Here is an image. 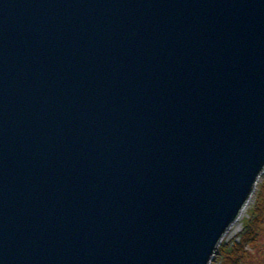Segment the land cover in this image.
I'll list each match as a JSON object with an SVG mask.
<instances>
[{
  "label": "water",
  "instance_id": "water-1",
  "mask_svg": "<svg viewBox=\"0 0 264 264\" xmlns=\"http://www.w3.org/2000/svg\"><path fill=\"white\" fill-rule=\"evenodd\" d=\"M264 170V0H0V264H209Z\"/></svg>",
  "mask_w": 264,
  "mask_h": 264
},
{
  "label": "trees",
  "instance_id": "trees-1",
  "mask_svg": "<svg viewBox=\"0 0 264 264\" xmlns=\"http://www.w3.org/2000/svg\"><path fill=\"white\" fill-rule=\"evenodd\" d=\"M264 237V180L260 188L259 200L256 207L249 211L239 242L234 243L229 250L221 249L222 264H246L250 261L249 248H260L257 264H264V242L260 245V237ZM259 243V245H258Z\"/></svg>",
  "mask_w": 264,
  "mask_h": 264
},
{
  "label": "rangeland",
  "instance_id": "rangeland-1",
  "mask_svg": "<svg viewBox=\"0 0 264 264\" xmlns=\"http://www.w3.org/2000/svg\"><path fill=\"white\" fill-rule=\"evenodd\" d=\"M263 180H264V170H263V173L260 175L259 179L257 180V182L253 188V192L249 197L248 207H247L246 211L243 213L242 219L237 224L233 225L232 228L227 231V235L217 245V249H216L213 257L211 258V261L209 264H222L223 254L221 252V249L226 248L225 250H229L230 247H232V245L234 243L239 242L241 233L244 229L245 220L248 219V217H249V211L252 210L254 207H256L257 202L259 200L260 188H261V185L263 184ZM259 240H260V245H259V243H258V245L260 247V246H262V243L264 242V237L261 236ZM260 248H254V249L249 248L248 249V251L251 255V258H250V261L247 262L246 264H257V262H258L257 261L258 260L257 254L259 253Z\"/></svg>",
  "mask_w": 264,
  "mask_h": 264
},
{
  "label": "bare ground",
  "instance_id": "bare-ground-1",
  "mask_svg": "<svg viewBox=\"0 0 264 264\" xmlns=\"http://www.w3.org/2000/svg\"><path fill=\"white\" fill-rule=\"evenodd\" d=\"M248 204H249V199H248L247 203L245 204V206L243 207V209L241 210V212H240L238 218H237L236 221H235V222L229 227V229H231L233 225L237 224V223L242 219V215H243V213L246 211V209H247V207H248ZM229 229H228V230H229ZM228 230H227V231H228ZM227 231L225 232V234H224L223 237L221 238V241H222L223 238L227 235ZM212 257H213V256H212Z\"/></svg>",
  "mask_w": 264,
  "mask_h": 264
}]
</instances>
